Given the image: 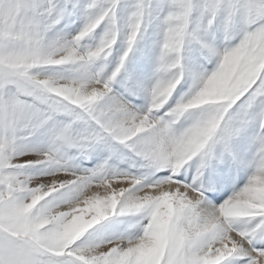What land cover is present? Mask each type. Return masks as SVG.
Masks as SVG:
<instances>
[{"label": "snow or ice", "instance_id": "6c2138e0", "mask_svg": "<svg viewBox=\"0 0 264 264\" xmlns=\"http://www.w3.org/2000/svg\"><path fill=\"white\" fill-rule=\"evenodd\" d=\"M0 264H264V0H0Z\"/></svg>", "mask_w": 264, "mask_h": 264}]
</instances>
